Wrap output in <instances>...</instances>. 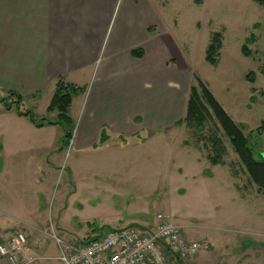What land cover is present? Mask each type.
Instances as JSON below:
<instances>
[{
  "label": "rangeland",
  "instance_id": "1",
  "mask_svg": "<svg viewBox=\"0 0 264 264\" xmlns=\"http://www.w3.org/2000/svg\"><path fill=\"white\" fill-rule=\"evenodd\" d=\"M155 5V19L165 31L149 60L134 62V71L167 72L180 85L176 120L185 118L191 86L199 87L200 79L263 156L264 130L255 132L264 121V7L252 0H155ZM216 33L222 47L213 66L206 52ZM245 45L250 57L242 53ZM251 72L254 82L247 80ZM48 104L31 108L25 100L24 108L42 117ZM6 117L18 116L0 103V241L22 232L25 253L49 246L55 256L61 244L124 227H117L118 219L145 227L163 214L202 245L197 256L171 257V264H264V197L215 120L202 130L187 122L175 125L176 120L149 128L134 122V133L143 136L135 134L134 144L118 139L103 145L118 147L114 150L84 151L74 139L63 144L60 126L42 131L26 117ZM218 154L224 163L215 166L210 157ZM183 174L198 178L192 182ZM35 254H29L35 260L29 264H51ZM0 264L10 263L0 256Z\"/></svg>",
  "mask_w": 264,
  "mask_h": 264
},
{
  "label": "crops",
  "instance_id": "2",
  "mask_svg": "<svg viewBox=\"0 0 264 264\" xmlns=\"http://www.w3.org/2000/svg\"><path fill=\"white\" fill-rule=\"evenodd\" d=\"M156 11L155 0H0V90L19 93L35 108L41 101L50 105L60 78L85 86L69 110L78 148L114 150L118 147L103 145L118 139L134 144V135L140 134L134 133V122L155 127L176 120L181 111L180 85L169 73L134 71V62L148 61L165 31ZM140 48L144 56L134 57L132 52ZM57 126L34 127L53 131ZM103 130L108 141L95 148ZM184 177L192 182L198 178ZM132 221L115 223L143 226ZM62 248L55 256L49 246L30 248L25 256L40 252L35 256L56 264Z\"/></svg>",
  "mask_w": 264,
  "mask_h": 264
},
{
  "label": "trees",
  "instance_id": "3",
  "mask_svg": "<svg viewBox=\"0 0 264 264\" xmlns=\"http://www.w3.org/2000/svg\"><path fill=\"white\" fill-rule=\"evenodd\" d=\"M252 1L264 7V0ZM221 47V34L216 33L213 36L212 42L206 52V61L209 64L213 66L218 64L215 56L218 55ZM242 53L246 57L251 56V53L246 45L242 47ZM132 54L136 58H142L144 56V51L140 48L134 50ZM262 73L264 74V68L262 69ZM255 76V73L251 72L247 75V80L249 82H254ZM197 82L199 87L191 86L185 118L176 122L175 125H181L183 122H187V124L193 125L196 129L202 130L205 123L209 119L215 120L224 132L225 136L229 139L234 152L246 169L251 182L258 187L259 192L264 197V157L254 152L252 142L248 136L244 134L242 125L239 126L233 121V119L227 114L211 91L200 79H197ZM86 90L87 88L85 86L80 87L70 84L65 82L63 78H60L56 84V89L50 105L48 106L47 115L42 117L37 116L32 109H25V98L15 91H4L6 95L0 96V103L4 106L6 111L11 112L14 110L18 116L28 118L37 128L53 125L62 127L64 132L62 141L63 144L68 145L73 138L75 128L74 122L69 114L70 106L73 98L85 93ZM51 114H56L54 120L49 119L48 116ZM263 130L264 121L255 133H262ZM107 141L108 135L106 134V131L103 130L99 145H103ZM213 143L217 144L219 142L216 138L215 140L213 138ZM95 148H97V146ZM223 150L224 149L222 148V153ZM221 155L218 154L216 156H211V163L213 165L224 163L223 159H218L219 157L223 158Z\"/></svg>",
  "mask_w": 264,
  "mask_h": 264
},
{
  "label": "built area",
  "instance_id": "4",
  "mask_svg": "<svg viewBox=\"0 0 264 264\" xmlns=\"http://www.w3.org/2000/svg\"><path fill=\"white\" fill-rule=\"evenodd\" d=\"M27 236L17 232L0 241V256L10 264L35 261L25 256ZM200 242L187 238L167 215L153 226H125L99 232L85 241L65 245L56 264H171V257L186 261L197 256Z\"/></svg>",
  "mask_w": 264,
  "mask_h": 264
},
{
  "label": "water",
  "instance_id": "5",
  "mask_svg": "<svg viewBox=\"0 0 264 264\" xmlns=\"http://www.w3.org/2000/svg\"><path fill=\"white\" fill-rule=\"evenodd\" d=\"M263 157H264V154H263Z\"/></svg>",
  "mask_w": 264,
  "mask_h": 264
}]
</instances>
